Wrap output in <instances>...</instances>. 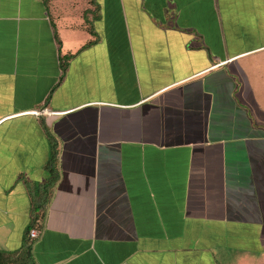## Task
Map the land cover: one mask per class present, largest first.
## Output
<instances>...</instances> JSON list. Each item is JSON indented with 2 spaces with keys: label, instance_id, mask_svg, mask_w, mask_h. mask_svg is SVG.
Wrapping results in <instances>:
<instances>
[{
  "label": "crops",
  "instance_id": "obj_1",
  "mask_svg": "<svg viewBox=\"0 0 264 264\" xmlns=\"http://www.w3.org/2000/svg\"><path fill=\"white\" fill-rule=\"evenodd\" d=\"M51 168L35 264H264V0H0V251Z\"/></svg>",
  "mask_w": 264,
  "mask_h": 264
},
{
  "label": "trees",
  "instance_id": "obj_2",
  "mask_svg": "<svg viewBox=\"0 0 264 264\" xmlns=\"http://www.w3.org/2000/svg\"><path fill=\"white\" fill-rule=\"evenodd\" d=\"M65 71L66 65L63 66ZM56 154V153H55ZM54 154V155H55ZM56 155L54 156L53 162L55 161ZM53 164V163H52ZM52 177L48 184L44 186L43 199H39L41 193H37V197L33 200V209H32V220L25 232V245L20 252L9 253L5 251H0V264H35L32 256V248L28 243V237L31 230L35 229L39 220L43 219L45 216V209L49 203V200L46 199L49 190L55 185L58 177V173L55 168H51ZM49 188V189H48Z\"/></svg>",
  "mask_w": 264,
  "mask_h": 264
},
{
  "label": "built area",
  "instance_id": "obj_3",
  "mask_svg": "<svg viewBox=\"0 0 264 264\" xmlns=\"http://www.w3.org/2000/svg\"><path fill=\"white\" fill-rule=\"evenodd\" d=\"M38 235H39V232H38L36 229H33V230H31L30 233H29V238H30L31 240H33V239L37 238Z\"/></svg>",
  "mask_w": 264,
  "mask_h": 264
},
{
  "label": "rangeland",
  "instance_id": "obj_4",
  "mask_svg": "<svg viewBox=\"0 0 264 264\" xmlns=\"http://www.w3.org/2000/svg\"><path fill=\"white\" fill-rule=\"evenodd\" d=\"M37 194V193H36ZM37 197V196H36ZM38 198V197H37Z\"/></svg>",
  "mask_w": 264,
  "mask_h": 264
}]
</instances>
